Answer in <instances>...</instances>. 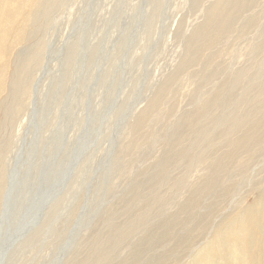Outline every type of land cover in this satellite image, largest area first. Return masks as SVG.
<instances>
[{"label":"rangeland","instance_id":"1","mask_svg":"<svg viewBox=\"0 0 264 264\" xmlns=\"http://www.w3.org/2000/svg\"><path fill=\"white\" fill-rule=\"evenodd\" d=\"M45 1L52 7L28 28L17 22L12 39L0 14V39H10L0 57V264H86L103 251L123 264L138 246L151 264H197L231 222L263 216L264 0H234L244 14L223 38L217 0ZM203 103L211 113L196 119ZM247 106L260 111L237 127ZM210 129L215 150L204 151ZM144 212L148 222L121 240ZM205 213L202 234L175 252ZM167 219L178 221L173 238L148 242Z\"/></svg>","mask_w":264,"mask_h":264},{"label":"bare ground","instance_id":"2","mask_svg":"<svg viewBox=\"0 0 264 264\" xmlns=\"http://www.w3.org/2000/svg\"><path fill=\"white\" fill-rule=\"evenodd\" d=\"M246 1L249 2L252 0H246ZM253 1L255 2L256 0H253ZM33 3H34V5L30 4V7H28V5H27L25 8V7L18 6L17 2L15 0H0V14H6V13L8 14V17L6 18V21H5V27H4V34L7 37H11V39L13 38V36H11V35L13 33L15 34L16 26L18 25L17 22L20 25H23L24 27L28 28L29 25L31 24V22L35 19V16L37 15L39 9H40V11H39V13H40L41 10L49 9L52 7V3H50L49 1L47 3L45 0H43V4H42V0H33ZM10 5H11V9L7 10L6 8L10 7ZM210 12H211V14L213 13L214 15H216V19H217L218 25L220 27V31H219V34H217L218 35L217 38L225 37L228 34V32H230L231 30H233L235 28L234 27L235 22L232 23L231 19H235V18L240 19V17L244 14V12L242 11V7L241 6L238 7V5L234 2V0H217L213 4L212 8L210 9ZM255 20H257V21H255ZM255 20L249 21L248 25L250 27L252 25L257 26L261 19L255 18ZM2 24H3V21L0 18V26ZM246 25L247 24H245V26ZM205 29L206 30L210 29V23H208L207 26H205ZM262 33H264V31H262L261 34ZM24 34H25V32H20V34H18V37H21ZM5 35L1 36L2 39H0V57H2V55L5 51V50H3L5 43L7 45H9L10 39H4ZM18 40L20 41L21 39H13L11 41V45H14L15 41H18ZM219 41H221V39H216L215 43H210L207 49L212 48L213 46H215L216 42H219ZM36 49H37V47H36ZM32 52H34V51H32ZM18 69L21 70L24 74H26V61L23 62ZM177 76H178V74L172 75L170 80L173 81V79L177 78ZM25 82H26V80L23 78V75H21V76L19 75L18 83L19 84L22 83L23 85H25ZM217 91H218L217 97H220L217 99V101L218 100L221 101V97H223L224 94H222V92L219 90H217ZM159 93H161V90ZM18 98H19V101L21 102V97L19 96ZM156 99H157V97L155 98V100ZM22 107L23 106H21V104H20V106L17 105V110L14 114L13 120H16L15 118L19 114L18 111L20 112ZM247 109H248V106L245 109L246 112L244 111L245 112L244 116L241 113V115L237 118V122H238L237 127H239L240 125H244L249 120V118H251V115H254L256 112L260 111V110H258V106H255L254 109H252L251 114H250V110L249 109L247 110ZM210 113H211V111H210V108L208 107V103H203L198 108L196 119H200L201 116L210 115ZM260 121L263 122L261 124V127L264 128V118L261 117ZM192 122L194 124H196L197 120L192 119ZM190 124H191V122H190ZM145 125H146V122L144 120H140L139 122H137L136 128H138L137 130H142L145 127ZM231 128H235V126H232ZM211 129L208 131L209 135L207 136V144H206L204 151H214L215 150L214 144H211V142H214V140H215V133H213L214 131ZM235 130H233L232 133ZM246 137H247V135H246ZM246 137L238 139L237 145L244 146L252 138L250 136L248 138H246ZM260 137L262 140H264V136H260ZM258 138L255 139V142ZM212 166H214V164L211 165V167ZM3 171H4V168H3ZM218 174L220 175L222 173L218 172ZM4 177H5V172H4V176L0 177V197H1L3 187H4V183H5ZM214 178H215V173L213 171V168H211L210 173H209V180L214 181ZM182 181H185L184 178L182 179ZM202 186H203V188L199 189L201 194L199 191H197L196 194L194 195V196H196L195 199L194 200L192 199L191 202L187 205V207L190 209V213L195 211V209L197 210L196 203H198V201L201 199L203 191L205 190V191L210 192L211 190L214 189L211 186L210 182L208 184L202 185ZM157 200H158V198L156 196L155 201H157ZM4 210L5 209H3V211ZM214 213H215V211H213V214ZM262 214H263V216L261 215L260 217H258V216L251 215L250 212H247L240 219V222L237 226H236V224L231 222L229 225V231L228 232L223 231L222 239H220L219 241H215L206 251L199 254V256L196 260L197 264H264V235L257 234V232H256L257 228H263L264 227V210L263 209H262ZM148 217H149V214L147 212H144V213H141V215H139V217L136 220H132L131 223L127 224L128 228L125 227L126 229L124 228L122 230L123 234H122V237L119 236V237H121L120 239L123 240V238H125L126 234L128 235L129 232L133 228H136L137 226H140L141 224L147 223L148 219H149ZM200 217L201 218L198 219L199 222L196 225V227L193 229V231L192 232L190 231V232L184 234L180 238L179 244L176 245L177 251H175V252H179V250H182V249H185V250L189 249L191 247V245H192L191 243L194 241V239L196 237H199L202 234V232L206 228L207 223H209L210 213L209 214L208 213L202 214ZM171 222H172V224H171ZM176 222H178V221H175V220L168 221V219L165 220L162 223L161 228H159V230H158L159 232H155L154 234L152 233V235L148 237V239H147L148 242H155V241H159L160 239L167 238L173 232L174 227H175V226L173 227V225ZM172 238H173V235H172ZM140 247L141 246H138V248H135L134 253H132V255H131L133 257L132 258L130 257L129 259L126 258L124 260L123 264H131L132 262L141 260V258H140L141 250L143 251V248H145V247H142V248H140ZM177 247H179V249ZM1 249L2 248L0 246V253H1ZM173 250H174V248H173ZM99 256L100 257L97 260L96 259L95 260L90 259L86 264H105V263L108 264L109 262H111V260H113V257L104 251L101 252ZM142 256H145V255L143 254ZM138 257H139V259L137 260L136 258H138ZM133 258L135 260H132ZM162 258L166 259L167 257L165 255H162V256H159L158 259H155V260L156 261H158V260L163 261ZM153 261L154 260H151V259L150 260L149 259L141 260L139 264H151Z\"/></svg>","mask_w":264,"mask_h":264}]
</instances>
